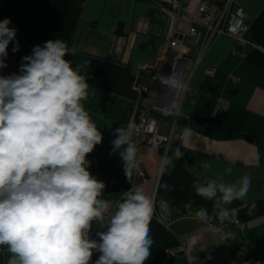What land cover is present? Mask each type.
Here are the masks:
<instances>
[{
	"label": "crops",
	"instance_id": "crops-1",
	"mask_svg": "<svg viewBox=\"0 0 264 264\" xmlns=\"http://www.w3.org/2000/svg\"><path fill=\"white\" fill-rule=\"evenodd\" d=\"M166 0H83L82 11L71 33L69 49L74 55L65 59L73 67L88 60L82 69L89 84L86 111L101 131L103 140L88 155L96 158L90 172L106 187L101 197H120L126 188L124 163L119 151L113 152L115 129L136 124L149 104L156 107L159 132L170 134V147L165 155L144 145L139 159L145 179L138 182L147 195L165 198L171 206L173 223L167 228L152 217L151 256L145 264H264V0H234L247 13L244 35L258 46L231 50L234 39L217 34L201 50L198 41L183 38L188 57L187 86L192 93L175 97L169 85L153 86L148 68L159 61L171 63L176 50L169 46L172 16L165 8ZM201 0H189L191 7ZM6 19V18H4ZM0 19V21L4 20ZM16 41L9 44L7 67L0 75L19 72L22 57L40 45L39 33L19 27ZM208 68H213L211 74ZM236 76L232 80L231 76ZM151 91L144 92L140 84ZM173 102L175 107H173ZM191 128L188 139L181 141L182 128ZM177 147L184 155L174 161V168L161 176L165 156ZM111 153V154H110ZM204 163L211 167L205 171ZM231 168L225 182L231 183L245 174L252 177L245 200L234 201L242 225L225 222L217 233L194 217L183 216L188 208L194 214L201 206L213 212L212 201L196 195L194 182L206 183ZM168 184L171 190L160 187ZM256 208L249 212L252 204ZM219 222L216 218L213 223ZM181 248L164 257L167 247ZM10 253L0 246V264H7Z\"/></svg>",
	"mask_w": 264,
	"mask_h": 264
},
{
	"label": "clouds",
	"instance_id": "clouds-1",
	"mask_svg": "<svg viewBox=\"0 0 264 264\" xmlns=\"http://www.w3.org/2000/svg\"><path fill=\"white\" fill-rule=\"evenodd\" d=\"M10 24L7 18L0 21V70L7 67L9 44L15 42L12 52L19 51L17 29ZM69 54L75 49L64 40H49L22 57L18 73L0 75V246L10 253L7 264H91L94 252L100 254L94 264H145L154 242L149 227L154 198L131 188L115 211L101 199L106 185L89 171L87 159L103 140L83 104L89 84L82 69L91 62L73 67L65 59ZM167 81L171 87L177 83L173 77ZM135 132L136 125L129 122L115 129L111 142L131 182L140 170ZM191 133L184 127L177 138L184 141ZM183 155L179 147L166 155L161 176ZM210 167L203 164L205 171ZM231 172L226 168L224 174L192 185L196 195L212 201L221 225L237 220L239 210L229 206L245 200L252 183L250 174L225 182ZM160 187L171 190L166 183ZM255 208L253 203L249 212ZM194 217L212 233L219 231L206 207ZM93 222L105 226L97 231L98 240L90 238Z\"/></svg>",
	"mask_w": 264,
	"mask_h": 264
},
{
	"label": "built area",
	"instance_id": "built-area-1",
	"mask_svg": "<svg viewBox=\"0 0 264 264\" xmlns=\"http://www.w3.org/2000/svg\"><path fill=\"white\" fill-rule=\"evenodd\" d=\"M165 8L170 12L172 16V27L170 31L169 46L176 50V53L170 58L171 63L169 66H165L161 60L148 68L149 74L153 80V86L168 85L171 81H167L169 78H174L177 83L172 87L175 92V97L182 96L186 93H192V90L187 86V74H188V58H184L186 54V48L183 43V38L188 35L191 39L198 41L201 45V50H204L214 36L220 33H226L233 37L234 43L231 50L237 52L239 48H243L247 45L258 46L256 41L251 38H247L244 33L247 29V13L245 10L235 3L234 0H201L196 6L191 7L189 0H166L164 3ZM213 68H208L207 73L211 74ZM232 80H236V76H231ZM141 90L144 92L151 91V88L147 84H140ZM158 120V114L156 107L153 104H149L143 111L138 121L136 122V132L133 136V143L137 148V162L139 163V172L133 173L132 182L125 179V191L120 197L108 198L101 197V199L108 200L112 203V211H115V206L120 202L124 196V193L131 188H135L141 180L145 179V170L142 162L139 159V151L142 146L148 145L157 148L163 155L166 154L170 147L171 136L170 134L161 133L157 130L156 124ZM90 164H96V158L93 156L87 157ZM91 165V166H92ZM89 167V171L91 169ZM154 198V214L153 217L159 220L164 226L170 228L173 223V217L171 215V206L169 202L162 196L156 195L154 192L152 196ZM161 206H166L167 211H162ZM214 217L213 212H209ZM183 216L194 217L188 208L183 211ZM195 218V217H194ZM213 223V219L211 221ZM236 225L241 226L242 223L239 220L234 222ZM216 224L219 231L222 226L219 222ZM105 230V226L99 222H93L90 232V238L98 240L96 235L97 231ZM181 248L179 247H167L165 248L164 257L176 254ZM99 253L94 252L91 264H94L95 260L99 258Z\"/></svg>",
	"mask_w": 264,
	"mask_h": 264
},
{
	"label": "trees",
	"instance_id": "trees-1",
	"mask_svg": "<svg viewBox=\"0 0 264 264\" xmlns=\"http://www.w3.org/2000/svg\"><path fill=\"white\" fill-rule=\"evenodd\" d=\"M83 0H0V19L35 30L40 45L61 39L67 45L82 11ZM215 220V215L213 221Z\"/></svg>",
	"mask_w": 264,
	"mask_h": 264
},
{
	"label": "water",
	"instance_id": "water-1",
	"mask_svg": "<svg viewBox=\"0 0 264 264\" xmlns=\"http://www.w3.org/2000/svg\"><path fill=\"white\" fill-rule=\"evenodd\" d=\"M183 56H184V58H188V57H189V55H188V54H184Z\"/></svg>",
	"mask_w": 264,
	"mask_h": 264
}]
</instances>
